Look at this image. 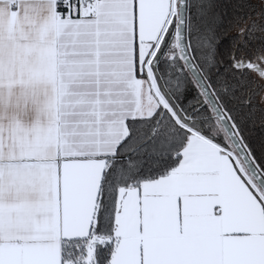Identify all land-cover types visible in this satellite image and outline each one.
Returning a JSON list of instances; mask_svg holds the SVG:
<instances>
[{
    "label": "snow or ice",
    "instance_id": "6c2138e0",
    "mask_svg": "<svg viewBox=\"0 0 264 264\" xmlns=\"http://www.w3.org/2000/svg\"><path fill=\"white\" fill-rule=\"evenodd\" d=\"M0 264H264V0H0Z\"/></svg>",
    "mask_w": 264,
    "mask_h": 264
}]
</instances>
